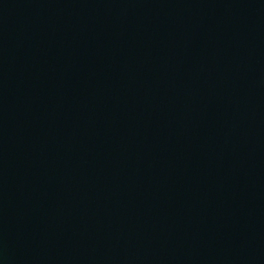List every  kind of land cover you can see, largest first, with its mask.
<instances>
[{
  "label": "water",
  "instance_id": "obj_1",
  "mask_svg": "<svg viewBox=\"0 0 264 264\" xmlns=\"http://www.w3.org/2000/svg\"><path fill=\"white\" fill-rule=\"evenodd\" d=\"M0 264H264V0H0Z\"/></svg>",
  "mask_w": 264,
  "mask_h": 264
}]
</instances>
